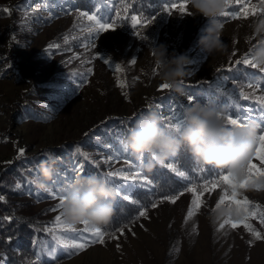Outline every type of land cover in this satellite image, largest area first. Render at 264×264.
Masks as SVG:
<instances>
[{
    "label": "rangeland",
    "instance_id": "obj_1",
    "mask_svg": "<svg viewBox=\"0 0 264 264\" xmlns=\"http://www.w3.org/2000/svg\"><path fill=\"white\" fill-rule=\"evenodd\" d=\"M163 1L165 21L148 47L143 43V34L117 25L107 32H89L91 22L77 17L79 12L98 13L108 21L111 0H92V11L78 9L75 0H0V225L11 218L27 224L24 233L30 236L26 242L32 240L31 247L40 261L264 264V239L250 245L253 236L243 225L235 229L226 225L215 231L225 219L216 223L210 220L225 190L221 186L205 193L200 211L187 224L184 221L192 194L185 191L175 204L158 201L156 208L147 211V217L122 228V235L118 231L117 239L106 236L104 244L92 243L91 234L82 233L89 246L74 255L63 244H57L47 230L61 214V209L53 210L59 196L54 199L49 194L65 195L67 186L77 176L76 169H83L79 175L95 173L104 177L118 191V198H129L135 188L149 187L107 175L121 169L130 175L135 169H129L126 160L144 175L151 157H133L124 151L122 141L128 130L149 112H157L161 121L163 117L162 122L170 124L173 116L184 119L186 106L207 102L222 114L255 120L264 127L258 119L264 105L255 99L264 95V72L250 65H234L236 59L253 51L264 38L251 27L264 18V13L238 20L220 17L225 21L221 39L227 45V53L208 56L197 44L206 18L191 15L189 3L184 12L172 7L185 0ZM250 3L259 5L260 0ZM161 44L169 54L185 53L192 61L187 68L194 74L181 81L186 90L184 96L172 89L159 90L163 82L153 50ZM117 65L123 71H116ZM233 65V70L228 71ZM118 80L128 86L117 87ZM249 84L253 87L249 88ZM241 91L252 98H240ZM164 128L176 134L175 130ZM18 149L24 150L23 156H18ZM53 157L57 160L56 171L46 181L39 166L41 161ZM170 158L162 165L170 166ZM250 159L256 162L254 151ZM262 181L264 177L253 178L249 187L238 189L237 198L247 197L264 210V187H254L264 185ZM40 183L46 187L41 188ZM239 218L236 213L232 215L233 220ZM248 223L264 236L258 217L250 218ZM71 225L77 231L85 227L82 223ZM194 226L198 234L193 232ZM56 235L70 242L75 233L57 229ZM19 242L20 239L14 247ZM0 254L5 259L1 249Z\"/></svg>",
    "mask_w": 264,
    "mask_h": 264
},
{
    "label": "clouds",
    "instance_id": "obj_2",
    "mask_svg": "<svg viewBox=\"0 0 264 264\" xmlns=\"http://www.w3.org/2000/svg\"><path fill=\"white\" fill-rule=\"evenodd\" d=\"M188 3L191 15H201L207 20L197 40L201 51L208 56L213 53L226 54L227 45L221 39L224 25L220 20V14L225 10V0H188ZM251 27L258 35H264V18L255 21ZM153 51L161 81L170 85V89L180 96L186 95L181 81L194 74L187 68L192 63L191 59L185 53L169 54L163 44L156 46ZM252 55L256 63L264 66V38L253 49ZM161 124L160 115L155 111L149 112L128 130L123 141L133 157H151L146 168L153 161L163 164L186 147L201 165L227 170L237 177L243 175L261 130V125L255 120L246 121L241 128L225 126L214 105L199 101L185 107L184 124L175 131V135L166 131ZM56 163L54 157L41 161L39 169L44 180L53 178ZM39 186L46 187L44 183ZM118 195V191L102 176L95 173L77 175L67 186L61 208L62 216L71 224L87 221L92 228L106 226L114 215ZM229 214L227 207H221L212 213L210 220L216 223ZM234 214L233 210L231 215Z\"/></svg>",
    "mask_w": 264,
    "mask_h": 264
},
{
    "label": "snow or ice",
    "instance_id": "obj_3",
    "mask_svg": "<svg viewBox=\"0 0 264 264\" xmlns=\"http://www.w3.org/2000/svg\"><path fill=\"white\" fill-rule=\"evenodd\" d=\"M188 0H185L184 3L180 4H172L173 8H178L181 12H184L187 9ZM126 10V9H125ZM7 11V9H5ZM260 13H264V0H260L259 5L251 4L250 0H225V10L220 14V17L228 18L230 20H238V19H246L250 15H257ZM119 13H117V16L119 17ZM78 18H84L86 17L88 21H90V25L88 26L89 32H107L114 28L113 23H109L108 21H105L102 16L97 14H89L87 12H79L77 14ZM142 18L138 16H131V22L132 26L135 28L137 25L141 23ZM225 21H221L222 25H224ZM51 47H58V45H50ZM235 56V52L232 54ZM107 63V61H105ZM133 64L135 61L132 62ZM231 64V61H230ZM250 65L252 68H258L260 72H264V67L259 65L255 62L254 57L252 55V50L250 49L248 53H245L244 56H242L240 59H236L234 62V65ZM233 66L228 67V71L233 70ZM223 69H217V71H222ZM91 71V69H89ZM116 71L120 72L123 71V69L117 65ZM227 79V77H225ZM127 83L123 80L117 81V87L125 88L127 87ZM249 88H252L253 85L249 84ZM259 87V85H257ZM170 89V85L166 83H162L159 86V90H165ZM127 97V93H123ZM240 98L244 100H248L252 97L249 95H246L243 91L240 92ZM256 101L260 105H264V95L255 97ZM153 105H150L152 107ZM220 118L225 121V126H231L232 128H241L245 125L246 119L241 118H233L232 115L228 114H222L220 113ZM172 123L166 124L162 122V127H168L170 129H173L175 131H178L180 128H182L184 124V119L177 120L176 117H172ZM258 119L261 122H264V107L261 109V115L258 117ZM163 121V117H162ZM7 142V141H4ZM122 144L123 141H122ZM124 151H127L126 146H124ZM24 150L18 149V156H23ZM118 157H113V159H117ZM87 159V157H85ZM254 160L256 162H253V160H249L243 173L242 178H237L234 176L231 172H225L223 170L219 171L217 173L218 179L208 181L205 179V182L201 185H199V190L197 186L193 187H185V191L192 194V200L190 203V206L187 210L185 221L184 223L187 224L190 220H192L197 213L200 211L202 205L204 204V200L202 199L205 195V193H210L215 191L216 188H218L220 185H226L224 192L222 195L219 196L218 202L213 209V212L221 207H224L225 205L229 209V215L225 217L223 222L219 224L217 228H215V231H220L221 229H224L226 225H229L232 229H235L239 227L240 225H243V227L252 234L253 240L249 241V244L251 245L255 240H261L264 239V236L261 235L259 231H256L250 223H248V220L250 218H259L261 224H264V210L261 209L260 205L254 204L252 201H250L247 197H244L243 199H238L237 196L239 195L238 189H245L249 187L252 184L253 178L255 177H264V127H261L260 133L257 136L256 140V148L254 150ZM125 163L127 164L129 169H135L130 175L125 174V170L121 169L119 171H114L108 173V177H114L119 176L122 180L128 181V180H134L139 183H141L142 186H149L151 182L147 179L146 176L142 174L140 169L133 164L131 161L126 160ZM83 169H76V175H79ZM172 171H177L175 168H172ZM178 175L180 177H185V173L183 171L178 172ZM107 182V181H106ZM190 183V181L187 180L185 177V184ZM254 187L259 190L261 187H264V185L256 184ZM185 191L179 192L178 195H166L161 203L164 201H167L169 203L175 204L177 200L185 194ZM51 198H56L59 196V203L56 205V209H61L63 202H64V195L58 194V193H50L49 194ZM127 199V197H124ZM0 200H3V197H0ZM158 205L156 203L152 204L153 208H156ZM251 207L252 211H249V208ZM235 211L236 215L240 217L239 219L233 220L231 212ZM243 213V215H241ZM139 217H147L146 211H140ZM85 227L82 230L77 231L71 224L65 223V219L62 216V213L60 215H57L55 217V221L53 222V227L50 229H47L52 235L53 239L56 240L57 244H63L64 248L66 250H70L69 254L74 255L81 251H84L88 246V238L83 237L82 233L88 232L91 234L92 237V243H99L104 244L105 243V237L108 236L110 239H117L118 237L114 233H109L106 229H102L101 227H89L88 222L84 221L82 223ZM57 229H63L65 232L68 233H75V236L71 239V241H66L64 238L56 235ZM121 235L123 234V229L119 230ZM193 232L198 234L196 232V227H193ZM80 240H83L84 242H80ZM119 247V245L117 246ZM178 252V249H177Z\"/></svg>",
    "mask_w": 264,
    "mask_h": 264
},
{
    "label": "trees",
    "instance_id": "obj_4",
    "mask_svg": "<svg viewBox=\"0 0 264 264\" xmlns=\"http://www.w3.org/2000/svg\"><path fill=\"white\" fill-rule=\"evenodd\" d=\"M163 0H111L107 20L123 29L143 34V43L151 47L157 30L165 21V9ZM78 9L92 11L94 4L92 0H75ZM126 9V10H125ZM119 13V17L117 16ZM131 16L141 17V23L137 27L132 26ZM3 25H6L3 23ZM128 126V124H126ZM170 166L152 163L149 168L144 167V175L151 182L147 188H135L131 191L129 198H117L115 212L111 222L101 227L109 233L116 234L122 228L138 221L140 211H148L153 203H157L166 195H178L185 191V187L197 186L208 181L217 180V173L222 169L204 166L198 163L189 154L187 148H182L178 154L170 158ZM148 165V164H147ZM175 168L177 171H172ZM183 171L190 183L185 184V177H180L178 172ZM227 172V170H223ZM226 188V185H220ZM261 223V222H260ZM264 228V224H261ZM27 224H21L14 218L5 219L0 225V249L4 252L5 259L0 254V264H58L59 259L40 261L36 258L31 241H26L30 235ZM20 239L19 245L14 247L15 242ZM31 239V238H30ZM248 243V240L246 241ZM18 244V243H17ZM249 246V244H248Z\"/></svg>",
    "mask_w": 264,
    "mask_h": 264
},
{
    "label": "bare ground",
    "instance_id": "obj_5",
    "mask_svg": "<svg viewBox=\"0 0 264 264\" xmlns=\"http://www.w3.org/2000/svg\"><path fill=\"white\" fill-rule=\"evenodd\" d=\"M105 254V253H104Z\"/></svg>",
    "mask_w": 264,
    "mask_h": 264
}]
</instances>
